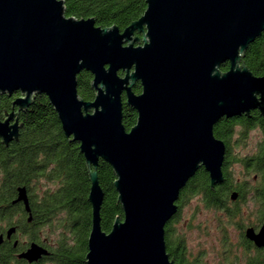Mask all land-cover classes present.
<instances>
[{"label":"water","instance_id":"water-1","mask_svg":"<svg viewBox=\"0 0 264 264\" xmlns=\"http://www.w3.org/2000/svg\"><path fill=\"white\" fill-rule=\"evenodd\" d=\"M146 2L144 14L121 30L66 17L62 0H0V93H21L13 102L21 111L37 94L47 95L91 169L86 264H176L166 226L178 213L181 191L201 167L211 186L224 180L226 148L215 125L253 109L264 115V75L241 63L264 33V0ZM84 70L93 75L91 101L78 92ZM124 93L138 114L130 130L123 123ZM5 116L0 138L8 146L22 125L15 111ZM101 160L115 171L124 211L108 233L101 226ZM18 202L31 212L26 187L18 188ZM247 235L264 246V227ZM47 255L33 243L18 256L34 263Z\"/></svg>","mask_w":264,"mask_h":264},{"label":"trees","instance_id":"trees-1","mask_svg":"<svg viewBox=\"0 0 264 264\" xmlns=\"http://www.w3.org/2000/svg\"><path fill=\"white\" fill-rule=\"evenodd\" d=\"M66 17L75 19L94 18L100 27L118 26L124 30L140 18L147 9L146 0H62ZM242 65L247 66L255 75H264V33L242 57ZM229 69V64L220 68ZM124 75L123 72H120ZM93 75L84 70L78 75V92L84 100H94L96 90L92 87ZM140 83L134 88L139 92ZM15 96L0 93V120L12 110ZM22 122L19 144L0 149V173L4 181L0 185V200L8 202L18 191L26 187L31 196L35 223L40 226L37 232H45L43 239L49 247L47 264H86L89 251V236L92 229L93 209L89 201L91 188L90 172L80 144L65 136L58 113L45 94H37L34 102L20 115ZM138 114L124 104L123 123L130 130L137 122ZM224 122L214 128L220 136ZM98 176L105 197L101 208V226L110 232L117 218L124 217L118 192L114 182L117 179L113 167L101 160ZM228 189L210 193L209 174L202 167L181 191L177 202L179 214L186 200L200 195L206 207L222 208ZM232 218L239 213V207L227 206ZM178 219V218H177ZM176 219V220H177ZM172 223L166 226V241L177 240L183 246L181 234L173 235ZM25 250V246L19 248ZM2 264H27L26 260L14 256V250H3ZM174 258V256H173ZM176 264H190L185 257L174 259ZM200 264V261L196 263Z\"/></svg>","mask_w":264,"mask_h":264},{"label":"flooded vegetation","instance_id":"flooded-vegetation-1","mask_svg":"<svg viewBox=\"0 0 264 264\" xmlns=\"http://www.w3.org/2000/svg\"><path fill=\"white\" fill-rule=\"evenodd\" d=\"M138 83L140 82L136 85ZM141 92L142 88L135 93ZM11 96H15L16 99L21 96V93L17 92ZM123 100L126 104V93L123 94ZM12 111L16 112V117H19L22 125L20 115L23 111L14 105L8 113ZM5 118L4 114L2 120ZM220 122H224L225 126L219 137L215 133L214 135L224 142L226 148L222 166L224 180L222 183L211 186L209 175L210 193L213 194L219 189L222 191L227 188L225 204L231 208L238 206L239 213L231 218L227 206L208 207L214 213L220 211V215L215 217L219 239L217 240L218 247L214 250V264H264V246H258L247 235L248 229H253L255 234H259L264 227V115L258 108L251 110L249 114L224 117ZM21 130L22 127L19 139H14L8 146L4 145L0 138V149L19 144ZM2 181H4L3 172L0 173V185ZM27 192L31 207L30 213L26 211L24 202L13 203L18 196V191L8 202L0 200V260L3 259V250L6 248L14 250V256L19 259L18 255L26 251L33 243L46 247L44 242H41L43 239L46 240L42 236V231L37 232L41 227L34 221L35 215L28 189ZM234 194H237L235 199L232 198ZM30 216L31 221H29ZM179 217L178 210L170 222ZM10 229H13L11 235H9ZM166 244L167 252L172 260L179 259L181 256L186 257L189 253L187 247L178 245L176 239H173L171 243L166 241ZM22 246H25V250L19 249ZM46 248L49 250L48 246ZM45 257L34 263H29L27 260L26 262L27 264H47ZM195 259L197 255L193 257V260Z\"/></svg>","mask_w":264,"mask_h":264},{"label":"rangeland","instance_id":"rangeland-1","mask_svg":"<svg viewBox=\"0 0 264 264\" xmlns=\"http://www.w3.org/2000/svg\"><path fill=\"white\" fill-rule=\"evenodd\" d=\"M186 201L179 219L172 223L173 235L178 233L182 235L183 244L189 252L185 259L190 264L196 263L199 259L200 264H214V250L218 247L219 239L215 217L220 215V211L214 213L208 209L200 195L192 196ZM44 234L45 232L42 236H45ZM195 255L197 259L193 260Z\"/></svg>","mask_w":264,"mask_h":264}]
</instances>
